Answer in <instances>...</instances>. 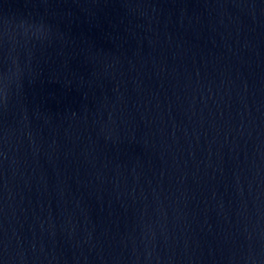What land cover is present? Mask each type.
Wrapping results in <instances>:
<instances>
[{
  "label": "water",
  "instance_id": "95a60500",
  "mask_svg": "<svg viewBox=\"0 0 264 264\" xmlns=\"http://www.w3.org/2000/svg\"><path fill=\"white\" fill-rule=\"evenodd\" d=\"M0 264H264V0H0Z\"/></svg>",
  "mask_w": 264,
  "mask_h": 264
}]
</instances>
